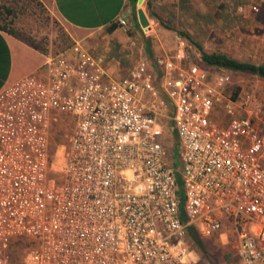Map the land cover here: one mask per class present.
Instances as JSON below:
<instances>
[{
	"label": "built area",
	"instance_id": "2783aa9c",
	"mask_svg": "<svg viewBox=\"0 0 264 264\" xmlns=\"http://www.w3.org/2000/svg\"><path fill=\"white\" fill-rule=\"evenodd\" d=\"M146 1L135 5L142 37L153 32ZM143 50L116 77L73 42L0 91V264H197L192 226L205 238L227 229L237 264H264V100L186 65L183 40L164 58ZM65 121V144L52 145ZM172 127L184 219L164 160Z\"/></svg>",
	"mask_w": 264,
	"mask_h": 264
},
{
	"label": "rangeland",
	"instance_id": "374dc122",
	"mask_svg": "<svg viewBox=\"0 0 264 264\" xmlns=\"http://www.w3.org/2000/svg\"><path fill=\"white\" fill-rule=\"evenodd\" d=\"M145 3V13L152 22L153 29L148 37H142L141 32L132 26L130 21L124 27L116 23L117 29L112 33H108L107 28L71 31L66 29L56 13L48 8L45 0H32L29 6L22 0H0V22H6L9 28L30 38L40 48L52 50L57 46L66 47L78 41L94 55L103 56L109 71L116 77L124 76L137 63L141 57L140 53L144 54L143 48L146 52L150 50L152 59L164 58L173 53L179 40L185 42L186 50L192 56V60L185 64L203 66L196 48L179 37L174 30L190 34L207 53H223L238 61L264 63V5L256 0H167L161 3L147 0ZM150 4L151 10L162 19L163 26L174 30L160 25L158 19L148 11ZM6 8H9V14ZM135 12L139 15L136 6ZM130 16L132 21L131 11ZM63 37H67L69 41ZM132 41L136 43L135 47L131 46ZM205 68L230 74L234 86H237L239 91L255 92L264 100V80L229 70ZM66 123L67 121L53 128L52 145L58 144L59 140L65 144L66 137L71 132V124ZM163 143L166 148L164 160L169 165L176 164L180 172L181 150L173 127L164 135ZM54 150L56 148L52 146V151ZM224 231L229 234L227 229ZM226 233L221 232L211 238L200 235V238L216 264H237L233 240ZM26 244L23 242L18 246V260L24 256ZM189 245L192 259L197 261V264H208L199 250L194 245Z\"/></svg>",
	"mask_w": 264,
	"mask_h": 264
},
{
	"label": "crops",
	"instance_id": "0c3cea01",
	"mask_svg": "<svg viewBox=\"0 0 264 264\" xmlns=\"http://www.w3.org/2000/svg\"><path fill=\"white\" fill-rule=\"evenodd\" d=\"M45 2L66 29L71 31L101 30L116 23L119 18H126L133 26L130 16L132 9L128 0H45ZM136 19L140 32L144 26L140 13L139 15L136 13ZM45 56L25 42L0 31V91L24 76L37 73L45 62Z\"/></svg>",
	"mask_w": 264,
	"mask_h": 264
},
{
	"label": "trees",
	"instance_id": "16d2710c",
	"mask_svg": "<svg viewBox=\"0 0 264 264\" xmlns=\"http://www.w3.org/2000/svg\"><path fill=\"white\" fill-rule=\"evenodd\" d=\"M23 3L26 1L27 2V6L30 5L32 0H22ZM131 6V15H132V20H133V26L136 29H139V24L138 21L136 19V12H135V5L136 2L138 0H128ZM152 5L150 4L148 7V11L151 12V15L154 16L156 19H158L160 25H164L162 19L159 17V15L157 13H155L153 10H151ZM7 13L9 14V8H6ZM4 21H6V19L4 18ZM166 29L169 30H174L173 28H170L169 26H163ZM117 29V25L116 23H112L110 26L107 27V32L108 33H112ZM0 31H3L5 33H8L9 35L14 36L15 38L25 42L26 44H28L30 47L34 48L35 50L40 51L41 53H43L44 55H56L64 50H66L67 48H69L72 44L70 43V45L63 47V46H57L55 48H52V50H49L48 48H40L39 46L35 45L34 42L27 37L22 36L21 34L15 32L12 28H9V26L6 24V22L1 23L0 22ZM176 32V34L179 37L184 38L191 46H193L194 48H196V50L200 53V61L201 64L203 65L202 67H208V68H218V69H224V70H229L232 72H237V73H242V74H248L251 76H255L261 80H264V63L263 64H255L252 62H247V61H238L234 58H231L223 53H207L206 51H204L203 47L195 42L193 40V38L191 37L190 34L186 33V32H182V31H178V30H174ZM64 40H68L69 39L67 37H63ZM146 51V50H145ZM147 56L148 58H151V52L150 50H147ZM239 89V88H237ZM173 168H174V174H175V181L176 184L178 186V196L180 198V205H179V209H180V215L181 217L184 219V215H183V206H182V184H181V178L180 175L178 173V169H177V165L173 164ZM188 240H189V244L194 245L199 252L201 253L202 257L204 259L207 260L208 264H216L215 260L207 253V251L205 250L204 247V243L202 241V239L200 238L197 230L192 226L189 228L188 231ZM19 244H16L12 249H11V254L12 257H14V260H16V256H17V248H18Z\"/></svg>",
	"mask_w": 264,
	"mask_h": 264
},
{
	"label": "water",
	"instance_id": "95a60500",
	"mask_svg": "<svg viewBox=\"0 0 264 264\" xmlns=\"http://www.w3.org/2000/svg\"><path fill=\"white\" fill-rule=\"evenodd\" d=\"M141 14V13H140ZM141 19H142V23H143V25H145L146 24V20H145V18L143 17V15L141 14Z\"/></svg>",
	"mask_w": 264,
	"mask_h": 264
}]
</instances>
